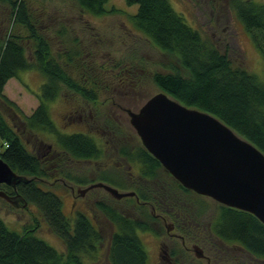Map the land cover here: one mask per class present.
Returning a JSON list of instances; mask_svg holds the SVG:
<instances>
[{"label": "rangeland", "instance_id": "1", "mask_svg": "<svg viewBox=\"0 0 264 264\" xmlns=\"http://www.w3.org/2000/svg\"><path fill=\"white\" fill-rule=\"evenodd\" d=\"M29 13L35 20L38 31L44 35L52 48V54L68 75L82 85L97 90L95 100L84 98L80 93L64 84L58 98L48 102L51 118L56 128L63 132L84 131L94 138L102 152L91 159H74L60 149L54 132L30 128L25 122L40 103L38 94L46 80L37 68L19 71L18 77H10L4 92L15 101L12 109L0 100L7 120L22 135L29 150L46 158L47 176L41 177L39 186L51 190L62 199V212L74 221L78 211L85 212L104 233V244L98 258L85 259L86 264H110L108 260L109 240L113 224L97 207L104 200L128 215L135 214V204L130 196L118 198L101 186H92L100 181L99 175L107 173L121 179L123 186L105 181L120 191H134L141 185H155L160 181L173 184L172 175L165 168L158 170L154 179L144 180L141 164L120 154L125 145L130 150L140 149L142 141L130 124L129 110H138L144 102L161 89L152 81L155 71H169L173 57L159 49L146 35L136 29L128 12L137 5L126 0H109L107 6L115 7L102 15L81 9L74 0H25ZM264 1V0H258ZM174 8L191 24L210 37L221 51H227L235 66H243L264 81V55L256 45L252 34L235 14L232 0H171ZM19 33L29 59H33V40L22 24L14 22L12 5L0 0V37L8 33ZM175 61V60H174ZM86 177L79 182L67 176ZM170 195L179 196L186 209L197 212L200 219L209 222L215 219L220 202L197 192H184L176 185ZM0 189L5 190L3 185ZM135 192V191H134ZM135 201V200H134ZM181 205H183V203ZM194 206V207H193ZM148 208V207H147ZM204 213V214H203ZM203 214V215H202ZM0 217L11 228L22 231L26 225H38L36 233L58 250L65 244L49 227L39 207L17 198L10 201L0 195ZM165 230V223H156ZM148 252V264H167L157 257V237L149 230H138ZM167 245L178 252L174 258L179 264H254L252 256L242 248L226 245H205V257H199L193 247Z\"/></svg>", "mask_w": 264, "mask_h": 264}, {"label": "trees", "instance_id": "2", "mask_svg": "<svg viewBox=\"0 0 264 264\" xmlns=\"http://www.w3.org/2000/svg\"><path fill=\"white\" fill-rule=\"evenodd\" d=\"M12 5L14 22L22 24L33 40V59H29L26 47L19 33H8L0 37V100L10 108H18L13 99L4 92L10 77H18L19 71L29 68L39 69L46 80L38 94L40 103L24 120L32 128L54 132L60 149L74 159L98 157L101 147L90 134L84 131L63 132L56 128L51 118L48 102L58 98L65 85L80 93L84 98L97 99V90L82 85L64 70L59 59L52 54L47 38L38 31L25 0H8ZM81 9L96 15L112 12L109 0H74ZM129 5H137L128 17L144 35L160 50L173 57L170 69L155 71L152 81L173 98L218 116L234 128L240 135L250 140L264 152V81L245 67L235 66L227 51H221L210 37L199 28L187 23L182 13L172 5L171 0H126ZM235 14L264 55V1L232 0ZM175 60V61H174ZM120 154L141 164V175L154 179L162 163L146 149L130 150L125 145ZM0 155L15 172L24 176L17 185V191L5 183L8 194L19 193L24 202L36 204L51 230L63 240L64 251L39 237L37 224L26 225L22 231L11 229L0 217V264H86L85 259L98 258L104 244V233L92 219L78 211L74 221L62 212V199L51 190L39 186L41 177L48 175L46 158L29 150L22 135L7 120L0 110ZM169 175H171L169 173ZM67 176L79 182H87L86 177ZM174 185L164 181L141 185L135 188L133 202L142 216L128 215L104 200L97 207L113 224L108 260L110 264H148V252L137 231L150 230L154 216L151 202L175 204L170 195L172 186L184 192L193 191L183 186L171 176ZM117 186H123L121 179L102 173L99 178ZM172 192V191H170ZM219 210L211 225L219 236L226 240H236L251 252L264 256V223L249 211L219 203ZM148 207V208H147ZM159 208V207H158Z\"/></svg>", "mask_w": 264, "mask_h": 264}, {"label": "water", "instance_id": "3", "mask_svg": "<svg viewBox=\"0 0 264 264\" xmlns=\"http://www.w3.org/2000/svg\"><path fill=\"white\" fill-rule=\"evenodd\" d=\"M128 114L142 145L183 186L249 211L264 223V152L257 145L218 116L187 106L164 91ZM23 178L0 155V183L17 189ZM92 186L118 198L135 193L104 181ZM0 195L10 201L20 198L19 193L11 195L3 189Z\"/></svg>", "mask_w": 264, "mask_h": 264}, {"label": "flooded vegetation", "instance_id": "4", "mask_svg": "<svg viewBox=\"0 0 264 264\" xmlns=\"http://www.w3.org/2000/svg\"><path fill=\"white\" fill-rule=\"evenodd\" d=\"M144 180L148 181L150 179L144 178ZM15 190L17 191V189ZM133 196H135L134 198L137 197L135 193ZM174 197L175 204L172 205L171 203L163 205L161 202L159 203L158 208L156 207V200L155 202H151L153 204H148L150 205L149 208H151V213L154 216L151 223L152 228L149 231L154 233L157 237V257H159V259L163 260L167 264H179V262L174 260V258L178 255V252H175L176 250L171 251V249L167 248V245H173V248L175 247L174 249H178L179 251V245L185 246L187 249L190 247L188 245H193L192 248L195 249L197 255L199 257L206 256L209 258V263L210 257L209 255L204 254V246L213 245L215 247L216 245H226L233 248H242L252 256L254 264H264L263 255L251 252L236 240H226L222 236H219V234L216 233L211 226L214 219H211L209 222L205 221V219H200V217L197 216V212L186 209L185 203H187V206L190 207H192V203L184 202V200H182L179 196ZM136 200L140 202L138 198H136ZM182 202H184L183 205H181ZM136 207L134 210L135 214H133V216H142L140 210ZM162 221L165 223V230H163L161 226L155 227L156 223H161Z\"/></svg>", "mask_w": 264, "mask_h": 264}]
</instances>
